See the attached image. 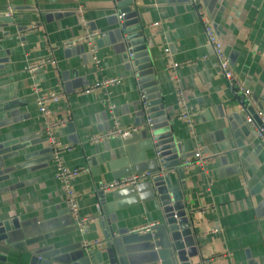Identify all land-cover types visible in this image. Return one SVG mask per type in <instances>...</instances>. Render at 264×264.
<instances>
[{"label":"crops","instance_id":"0c3cea01","mask_svg":"<svg viewBox=\"0 0 264 264\" xmlns=\"http://www.w3.org/2000/svg\"><path fill=\"white\" fill-rule=\"evenodd\" d=\"M195 2L255 106L264 109V0H0V223L17 224L0 244V264H172L166 217L152 180L163 173L154 138L168 130L180 144L181 163L196 149L211 157L206 172L193 167L182 179L176 168L169 171L173 186L184 182L199 263L264 264V146L205 43ZM122 10L134 14L129 20L138 19L145 35L146 50L131 57ZM82 20L100 33V70L86 46H61L81 34ZM47 60L53 64L43 65L36 82L43 91L65 96L50 106L53 117L67 118L57 130L69 147L63 163L85 170L72 186L80 194V214L97 219L84 232L75 228L55 178L25 71L28 63ZM174 63L180 65L167 72ZM102 78L120 83L77 95ZM153 86L163 115L143 101L156 102L157 93H143ZM177 87L192 114L191 127L176 119ZM107 100L121 126L140 131L95 144L93 136L112 128ZM147 112L152 128L144 127ZM132 172L152 177L134 188L101 190ZM149 222L158 223L154 237L129 233ZM91 240H101L102 248L83 250L82 242Z\"/></svg>","mask_w":264,"mask_h":264},{"label":"built area","instance_id":"2783aa9c","mask_svg":"<svg viewBox=\"0 0 264 264\" xmlns=\"http://www.w3.org/2000/svg\"><path fill=\"white\" fill-rule=\"evenodd\" d=\"M195 9L198 15V18L202 22L205 43L210 48L212 55L214 56L217 66L222 74L224 80L228 86L239 95V109L244 116L245 122L249 125L255 132L256 137L262 142L264 146V109L257 108L254 104V101L251 96L250 89L246 84L240 80L234 71V68L230 60L225 55L222 45L218 40L217 36L214 33V30L210 24V21L207 15L204 12V9L201 5L195 2ZM9 15L8 13L6 14ZM122 14H119V18H122ZM154 23L153 25H157ZM82 32L79 36L69 39L61 44L62 47H71L74 45H84L89 50V53L92 57V64L96 70H100L99 59L97 57V39L100 37V33L97 31L90 30L87 23L82 20L81 23ZM36 29V26L33 25L29 28L28 31L32 32ZM168 52V50H165ZM132 54L129 53V57ZM53 62L51 60L40 61V62H30L26 65L25 71L29 74L32 84L31 89L35 95V104L37 110L42 120V133L45 138L46 145L50 152V157L55 168V178L60 185L61 192L64 197V201L67 205L69 213L71 215L73 224L79 232H84L88 226L97 221L94 216H85L81 215L79 212V201L80 194L76 193L72 186V180L85 172L82 169H69L67 168L62 159V154L69 150V147L62 144L57 137V130L64 126L67 122V118L56 119L52 116L50 106L56 104L65 98L62 92L56 91H43L38 83L36 82L37 73L43 67L44 64ZM180 64L174 63L170 65L166 71L171 72L176 69ZM120 83V79L116 78H102L93 84L89 85L87 88L79 89L76 91L77 95H85L90 93H95L97 91H105L108 88L115 86ZM176 103L180 108L179 112L176 115V119L182 123H185L187 126H192V114L186 109V100L183 94V91L177 87L176 88ZM107 109L111 114L112 118V128L106 132L96 134L91 138V142L99 143L112 138H118L121 140H126L131 137L134 133L140 131L139 127L134 126H121L118 120L114 116V107L107 100ZM252 111V112H251ZM151 113L147 112L145 114V126H151ZM159 153L157 152V156ZM211 157L208 154H204L201 150L196 149L193 152V155L190 158H187L182 161L181 166L184 171L189 170L190 168H198L202 172H206V167L208 166ZM152 174L150 172H132L129 175L122 177L117 180H113L109 183H106L101 186L102 191H114L121 188H134L140 182H143L147 179H150ZM191 215L192 212H189ZM156 222H149L138 226L129 231L131 234H143L152 235L153 229L157 226ZM83 250L92 251L95 249H101L103 244L101 240H91L83 241L81 244ZM222 256L230 257L231 254L225 253Z\"/></svg>","mask_w":264,"mask_h":264},{"label":"water","instance_id":"95a60500","mask_svg":"<svg viewBox=\"0 0 264 264\" xmlns=\"http://www.w3.org/2000/svg\"><path fill=\"white\" fill-rule=\"evenodd\" d=\"M122 14L121 28L124 34L125 46L129 48V53H137L146 50L145 35L142 29L138 28V19L129 20L133 13H125V10L120 12ZM133 47V48H130ZM144 95L157 93V89L153 86V89L145 90ZM156 102L153 99L146 98L143 101L146 106H154L156 115H163L165 112L162 110V102L157 93ZM147 101H149L147 103ZM157 107V108H156ZM252 112V111H251ZM151 113V112H150ZM152 117V114L151 116ZM153 126V121H151ZM168 125H163L160 129L166 128ZM150 128H152L150 126ZM156 128L154 130H158ZM154 146L159 153L158 157L162 165V174L155 176L153 180V187L158 199L163 206V212L165 213L167 230L169 232V248L171 254L174 253V257L171 259L172 264H200L198 258V240L195 237V232L192 229L189 210L184 207L183 191L185 190L184 182L181 181L180 186H173L170 178L169 171L172 168H176L180 178H184V169L181 166V161L178 153L180 152V144L175 145L172 138V132L170 130L156 134L154 138ZM173 155V156H171ZM172 196V200L170 198ZM13 228H17L15 221L0 223V244H4L7 239V232H10Z\"/></svg>","mask_w":264,"mask_h":264}]
</instances>
